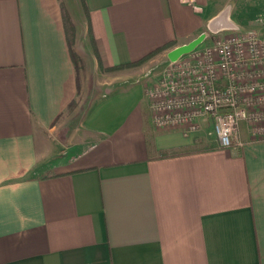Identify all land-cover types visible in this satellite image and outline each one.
I'll list each match as a JSON object with an SVG mask.
<instances>
[{
    "label": "crops",
    "instance_id": "obj_1",
    "mask_svg": "<svg viewBox=\"0 0 264 264\" xmlns=\"http://www.w3.org/2000/svg\"><path fill=\"white\" fill-rule=\"evenodd\" d=\"M259 14L264 0H0V264H264V138L158 128L148 95L156 60L220 32L264 39Z\"/></svg>",
    "mask_w": 264,
    "mask_h": 264
},
{
    "label": "built area",
    "instance_id": "obj_2",
    "mask_svg": "<svg viewBox=\"0 0 264 264\" xmlns=\"http://www.w3.org/2000/svg\"><path fill=\"white\" fill-rule=\"evenodd\" d=\"M257 21L264 24V17ZM154 121L163 127L199 130L207 116L223 148L241 145L240 122L253 138H264V39L232 32L168 62L148 88Z\"/></svg>",
    "mask_w": 264,
    "mask_h": 264
},
{
    "label": "rangeland",
    "instance_id": "obj_3",
    "mask_svg": "<svg viewBox=\"0 0 264 264\" xmlns=\"http://www.w3.org/2000/svg\"><path fill=\"white\" fill-rule=\"evenodd\" d=\"M262 17V14H259V15H257L256 17H255V20H254V22L256 21V23H258V24H261V25H263V27H264V24H262V23H260L259 21H257V19L258 18H261ZM224 34H226V33H224ZM218 35H222L221 34V32L220 33H217V35L215 34V38L218 36ZM201 45H203V44H201ZM183 55V54H182ZM167 57L166 56H164V59H162V60H156V64H154V66H155V72H157L158 73V75H157V77L159 78V76L161 75V74H163V68H165L164 67V63H165V59H166ZM168 64V63H167ZM167 64L165 65V66H167ZM162 66V67H161ZM160 67L162 68V70H160ZM154 71V70H153ZM149 99H150V105H151V109H152V113H153V122H154V124H155V126L156 127H158V128H163V129H170V128H174V129H179L183 134H185V135H188V134H190V133H187L185 130H184V128L183 127H163V126H159V125H156V123H155V121H154V114H155V109H154V106H153V102H154V99L152 98V97H150L149 96ZM203 120H207V121H209V118L207 117V116H202L201 118H199V120H198V122H199V128L198 129H200V127L202 126V122H203ZM242 122H246V124L247 125H249L250 123H249V121L247 120V119H242V121L240 122V127H241V124H242ZM198 131V130H197ZM249 131H250V129H249ZM212 135V134H211ZM211 135H210V133H209V138H208V140H205V142H203V141H200V142H198V146H196L195 148H199V149H201V148H203V147H205L207 144H210V141H211V139L213 140V138L211 137ZM214 135V134H213ZM212 135V136H213ZM251 136H252V138H253V135L251 134ZM217 139V138H216ZM255 139V138H254ZM242 143H243V141H241V145H242ZM213 144H214V141H213ZM240 145V146H241ZM221 147V146H220ZM223 148V147H222Z\"/></svg>",
    "mask_w": 264,
    "mask_h": 264
},
{
    "label": "trees",
    "instance_id": "obj_4",
    "mask_svg": "<svg viewBox=\"0 0 264 264\" xmlns=\"http://www.w3.org/2000/svg\"><path fill=\"white\" fill-rule=\"evenodd\" d=\"M65 24H66V27L69 29V31L72 32L73 29H74V25H73V23H72L71 18H69V16H65ZM71 42H72V37H71V41H70V43H71ZM71 45H72V44H71ZM168 47H169V45H165V46H163V47H161V48L155 50L154 52H151L149 55L145 56V57L142 58L140 61L135 62V63H133V64H129V65H130V66H137V65H140V64L146 62L147 60H149L151 57H153V56L156 55L157 53H160V52H162V51L168 49ZM71 53H72V55H73V58L75 59L76 67H77V69H79V68H80V65H79V58L75 56V54H74V52H73V50H72V46H71ZM121 67H122V66H117V67H115V68H121ZM78 80H80V82H81L80 77H79ZM75 105H76V101L74 100V101L71 103L69 109H73Z\"/></svg>",
    "mask_w": 264,
    "mask_h": 264
},
{
    "label": "water",
    "instance_id": "obj_5",
    "mask_svg": "<svg viewBox=\"0 0 264 264\" xmlns=\"http://www.w3.org/2000/svg\"><path fill=\"white\" fill-rule=\"evenodd\" d=\"M199 43H200L199 40H194L193 42H191L189 44L175 48L170 53L171 59H177L182 54L187 53V52L191 51L192 49H194Z\"/></svg>",
    "mask_w": 264,
    "mask_h": 264
}]
</instances>
